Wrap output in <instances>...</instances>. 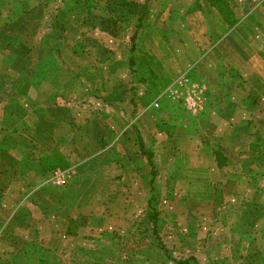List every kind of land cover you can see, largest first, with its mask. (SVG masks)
I'll return each instance as SVG.
<instances>
[{
  "label": "crops",
  "instance_id": "obj_1",
  "mask_svg": "<svg viewBox=\"0 0 264 264\" xmlns=\"http://www.w3.org/2000/svg\"><path fill=\"white\" fill-rule=\"evenodd\" d=\"M226 1L233 27L207 0L130 4L134 24L146 14L135 64L170 81L155 95L128 66L134 25L124 38L107 16L89 27L78 0H0V264H70V237L90 248L128 234L152 194L144 151L190 196L220 181L219 211L240 202L232 246L264 264V34L243 0ZM253 3L263 25L264 0ZM183 78L205 85L198 114L171 96ZM131 194L144 201L136 214Z\"/></svg>",
  "mask_w": 264,
  "mask_h": 264
},
{
  "label": "rangeland",
  "instance_id": "obj_2",
  "mask_svg": "<svg viewBox=\"0 0 264 264\" xmlns=\"http://www.w3.org/2000/svg\"><path fill=\"white\" fill-rule=\"evenodd\" d=\"M138 1L144 0H78V3L80 14L85 15L89 27L95 28L98 23L102 26V18L105 19L107 16L110 17L106 22L110 23L106 26L110 30V34L120 32L126 38V29H129V31L130 28L133 29L134 20L132 18L136 11L134 7L131 6L133 10L130 8V4H136ZM100 20L101 22H99ZM263 25L261 24L260 27ZM50 29L54 34L58 32L55 26H51ZM185 111L189 113L186 109ZM163 172L166 175L161 174L160 171L158 172L159 175L155 179L151 195H155V200L158 202V210L163 219L159 237L169 256L175 262H182L188 257H192L195 262L191 264H243L240 261L243 253L241 250L235 251V247L232 246L234 240L229 235L230 230L234 229L233 224L238 220L240 202H226L219 211V206L222 203L217 194L220 181L211 177L210 180L213 182L209 180L208 185L204 187L194 186L193 194L190 196L184 184H177L181 181V175H176L172 179L173 183H167L166 177L171 174L167 175L166 171ZM112 173L115 174L116 170H113ZM99 188L102 190L103 186ZM138 198L131 194L132 201L128 203L127 209L132 211L131 214H136L144 207V201L140 198L138 200ZM189 199L191 200L188 201ZM143 210L138 217H127L128 225L125 228L128 227V231H130L128 234L114 236L106 243H112L122 248L127 247L128 249L134 240V237L131 238L130 235L135 231L138 218L143 214ZM151 242H156V239L152 236L149 237L147 243ZM118 264L123 263L120 261ZM132 264L154 263L138 258L133 260Z\"/></svg>",
  "mask_w": 264,
  "mask_h": 264
},
{
  "label": "trees",
  "instance_id": "obj_3",
  "mask_svg": "<svg viewBox=\"0 0 264 264\" xmlns=\"http://www.w3.org/2000/svg\"><path fill=\"white\" fill-rule=\"evenodd\" d=\"M207 1L218 13L222 21L228 25V27H233L237 23L234 12L230 9L226 0ZM254 6L255 4L253 3V0H243V10L246 17V24H248L250 30L255 31V29H258L262 34H264V27H260V16L255 13L256 11L253 9ZM145 18L146 14H143L135 21V31L130 38L131 47L129 50L130 58L128 60V66L134 83L146 84V87L150 89V92L156 95L161 88L164 89L167 87L170 84V81L168 79L158 77L149 67L144 66V61L146 62V59L140 61L139 66L135 64L134 38L137 31L141 27L142 20ZM146 65H148L147 62ZM142 156L146 158L147 165L149 167L150 187L153 192V186L158 175V170L152 160V153L144 151ZM214 157L216 166L218 168H223L226 164V158L223 154L217 150L214 152ZM155 199L156 196L151 195V197L147 200V204L142 212L143 214L138 218L136 229L130 235L131 238L134 237V240L131 242L128 249L127 247L122 248L121 246L112 243L103 242L94 244L90 248H85L78 245L75 237H70L63 251L64 260L66 259V261L70 264H118L120 261H122L123 264H132V261L138 258L150 261L154 264H167L170 262H173L174 264L194 263L195 259L192 257H188L182 262H175L174 259L169 256L166 247L163 245L159 237L163 219L160 211L158 210V202ZM150 236L156 239L155 243H147Z\"/></svg>",
  "mask_w": 264,
  "mask_h": 264
},
{
  "label": "built area",
  "instance_id": "obj_4",
  "mask_svg": "<svg viewBox=\"0 0 264 264\" xmlns=\"http://www.w3.org/2000/svg\"><path fill=\"white\" fill-rule=\"evenodd\" d=\"M177 86V90L171 92L172 98L181 102L189 114L200 113L204 105L205 85L192 82L189 78H183ZM66 178V173L60 170H54L51 176L52 182L57 186L63 185Z\"/></svg>",
  "mask_w": 264,
  "mask_h": 264
}]
</instances>
